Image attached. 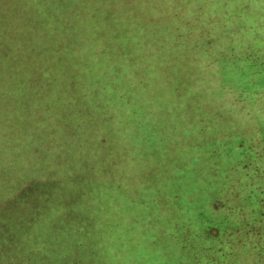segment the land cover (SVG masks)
<instances>
[{"label":"trees","instance_id":"obj_1","mask_svg":"<svg viewBox=\"0 0 264 264\" xmlns=\"http://www.w3.org/2000/svg\"><path fill=\"white\" fill-rule=\"evenodd\" d=\"M194 1L81 0V13L69 16L68 66L56 60L67 27L56 13L66 1L47 2L42 20H33L32 54L52 46L48 60L18 53L13 42L4 50L11 37L0 7V264H94L87 258L98 248L85 239L91 205L109 201L96 193L122 188L125 173L141 170L146 189L169 203L179 188L195 194L188 199L199 208L194 227L183 225L181 236L167 240L177 264H264V64L252 61L264 62V49L253 34L238 47L243 24L233 17L255 6ZM212 8L217 16L207 21ZM250 14L255 32L260 14ZM22 31L17 39L28 34ZM236 67L245 75L252 69L254 88L228 73ZM248 87L263 94L245 101ZM231 96L244 98L241 109L258 116L260 130L236 140L212 133L194 140L200 133L191 130L205 131L212 108L234 109L223 106ZM123 144L125 153L115 152ZM186 153L194 154V173ZM203 169L225 186L210 180L201 188L195 173ZM41 172L47 177L35 175Z\"/></svg>","mask_w":264,"mask_h":264},{"label":"rangeland","instance_id":"obj_2","mask_svg":"<svg viewBox=\"0 0 264 264\" xmlns=\"http://www.w3.org/2000/svg\"><path fill=\"white\" fill-rule=\"evenodd\" d=\"M52 1L67 2L66 5H59L60 7L57 8L58 11L56 13L57 18L59 17L62 19V27H64L63 24L67 25V27L63 28L62 31L63 33L65 32V34L62 38L61 43H59V46L57 47V49H60V54L58 53L59 55H56V60H59L62 65L68 66L69 62L74 59V57H70L72 53L69 55V53L67 52V48L73 51V49H71V47H69V44H67L66 42L67 31L69 30V27L71 25L73 27V24H71V20H74L69 19V16L72 14L78 16V14L81 13V8L78 7L80 6L81 0H0V7L3 9V25H5L6 28L10 27L7 29L6 35L11 37L9 43L6 42V45L4 46L5 51L13 49H11V44L13 42L14 44H16L15 48L18 49V53L26 52L30 55L33 53V42H29V40L33 38V20L34 26L38 25L37 18H41L42 13L45 14V12H48L46 11V9H48L46 7L48 5L47 2ZM201 1L202 0H195L193 4L197 5L198 2ZM211 1H213L214 4H217V1L219 0H207L205 2V5H207ZM243 1H245V3L247 2V5L252 4L253 6H255V11H245L243 14L239 13V10H235V13L233 14L234 19L239 23H242V29L244 28L242 33V29L240 30V28H237L241 36L240 37L239 34H237V36H239L241 39L239 40L238 37V47L243 48L244 46H246L244 38L250 40V38H248L249 34H253L256 36L254 38V44L258 46V49H264V0H232L230 1V3L232 7L240 8ZM94 3H96V0ZM96 5H101V3H96ZM16 8H19L18 12H14ZM216 11V9L212 8V11L209 12L208 15H205L206 18H208L207 21L210 20V16H212L213 18L217 16ZM218 11L220 12V9H218ZM250 12L260 14L257 18L254 19L255 21L253 29L255 32H252L250 26L251 24H249V22H252L250 16L255 17V15L250 14ZM79 19L80 21L82 20L81 16H79ZM44 21L49 24V21ZM74 22L76 25H80V22L78 20ZM24 25H26V27H23ZM18 28L24 29V31L22 32H26L28 34H25L26 36H23L24 34H21V36L19 35L17 39L18 34L16 33V29ZM82 28V26H77V28L74 30L77 33V38L80 37ZM257 33L259 34L257 35ZM29 34L32 38L29 37ZM195 34L200 35V31H195ZM14 44L12 45L14 46ZM49 47L51 48L52 46ZM50 48L46 47L43 50H40L39 53H35L34 55L44 58L47 57V60L53 59L52 55H48V51ZM17 52H15V54H17ZM255 58L252 60L253 62H256L259 65L264 64L263 61H259ZM200 61V63L205 62V60ZM64 66L62 67L64 68ZM244 70V68L241 70L236 67L235 70H231L228 73L237 76L241 75L240 77H238V79L245 83H249V85L251 86L253 85L252 88H254L255 86L252 83L251 78V76L253 75L252 69L251 71L248 70L246 75L243 74ZM98 73L100 74V72ZM242 76H245V78L247 79H243ZM250 79L251 82L249 81ZM248 88L249 89H246L247 93L245 94V101L257 100L255 98V94H258L259 91L256 92L250 87ZM122 91H126L125 88L124 90L122 89ZM41 92L45 93L46 91L41 90ZM260 93L263 94V91H260L259 94ZM230 94L234 96V90L233 92L230 91ZM223 101H225V99ZM245 101L244 98L236 99L235 97L231 96L230 100L226 101L223 106H227L226 104L229 103H231L232 105L235 104L233 110L227 109L220 111L216 108H212L213 111L207 113V115L205 116L206 121L209 123L206 125L205 131H200V125H195V128L191 130L193 133H200V137L195 138L194 140L200 141L199 138L205 139L203 137L205 133L207 136H209L211 133L219 134V136H227L228 134H231V136L235 138V140L243 138L244 136L242 133L244 131L246 132V136L248 131V134L253 132L257 133L260 130L258 123L255 122V120L258 119V116H254L253 118H251L250 115L245 114L246 110L244 111L243 109H241V106L244 105ZM262 113L263 111L261 110L257 114L261 116ZM219 115L221 117H218ZM177 133L181 140L185 139L183 134H181L180 132ZM192 135L195 136V134ZM118 137L122 140L123 136L120 134ZM123 142L125 143V141ZM116 151H118L121 155L124 154L126 151V145L123 144V148H120V150L115 149V152ZM195 151L196 156L202 155L200 151ZM192 156H194V154L186 153V158L188 160L190 159L191 161V168L193 160L195 159V157ZM130 158L131 156H126V160L128 159L129 161ZM122 159H124L123 156L121 157V160ZM203 159V156L200 157L198 162L201 163ZM128 163L130 164V162H127L126 166H128ZM141 171L142 172L138 171L136 173V176H132V174L129 172H127V174L125 173L124 180L127 181L124 182L122 188L114 189V191L110 193H107L105 190L96 193L101 194L100 198H109V201L105 202L95 200L96 203L92 202L91 205V210L94 212L93 214H95L93 215L92 219L93 229L91 230V234L88 237L85 236V239L86 242L94 241V246L98 248L97 250L99 252L95 253L93 251L92 257H90L89 255V257L87 258L94 264H177V261L174 260L175 255H172V252L175 250V246L174 244L169 245L167 243V240L169 239V236L171 234H176V231L178 233L176 235L181 236L180 233L183 232V229H181L180 227L183 225L194 227L195 217L199 208L198 206L193 205L195 203H193L192 201V205L191 203H189V197H193L194 199L195 194H192L189 190H187V195H184V192H182L181 188H179V191H176L177 201L169 203L166 201L164 197L166 195L164 193L160 192L161 194L156 193L155 195H152L151 190L146 189L144 185L146 184L145 181L147 180V177L145 175L146 172L143 170ZM43 172L36 173L35 175L41 178L47 177ZM115 172L117 173V171ZM196 173H199L202 176L203 180H200V177L197 176ZM196 173L195 183L197 184L199 181L203 186L201 188H204L205 183L209 182L210 180H215L214 185H216L217 187L225 186L224 178L220 177L214 179L215 175L213 176L210 171H206L203 169L201 171H196ZM142 175H144L143 178ZM132 177L133 179L132 181H130ZM173 190H175L174 187ZM151 196H154V200H151ZM202 197L203 196H201V199ZM144 198H148L147 201H143ZM175 240L174 243H176ZM169 260H171L172 262H170ZM237 260L240 261L238 256Z\"/></svg>","mask_w":264,"mask_h":264}]
</instances>
